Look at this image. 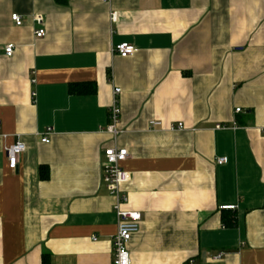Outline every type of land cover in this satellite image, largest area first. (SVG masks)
Segmentation results:
<instances>
[{
	"label": "crops",
	"instance_id": "1",
	"mask_svg": "<svg viewBox=\"0 0 264 264\" xmlns=\"http://www.w3.org/2000/svg\"><path fill=\"white\" fill-rule=\"evenodd\" d=\"M263 125L264 0H0V264H113V146L142 214L132 264H264Z\"/></svg>",
	"mask_w": 264,
	"mask_h": 264
},
{
	"label": "built area",
	"instance_id": "2",
	"mask_svg": "<svg viewBox=\"0 0 264 264\" xmlns=\"http://www.w3.org/2000/svg\"><path fill=\"white\" fill-rule=\"evenodd\" d=\"M109 1V0H105ZM114 18L116 15L114 13ZM12 20L17 26L23 25V20L19 14H13ZM35 23L39 28L35 31V37L42 39L46 36V22L42 15L34 16ZM5 55L11 57L15 50V45L10 43L5 46ZM122 57L133 55L135 52L134 46L128 43H122L115 48ZM121 89L115 87L113 90V101L109 107L110 111V123L106 127L105 131L113 136V139L122 133L119 128L121 123V107L119 101V95ZM32 96L35 97L36 93L33 92ZM236 112H241V108H237ZM152 126L161 125L159 121H151ZM236 126V124H234ZM218 128L223 126L218 125ZM184 123H178L177 126H173L172 129H184ZM53 129L50 127L46 133L43 134L42 142L49 143L50 135ZM260 131L264 133V125L260 127ZM27 146L25 142L19 138L14 144L5 147L4 152L7 157L8 165L12 170H16L20 161L21 155L26 151ZM129 157V152L126 148L108 147L104 151V164H103V181L108 191L116 197V203L114 210L117 216V231L112 236L113 244V264H132V258L128 245L135 234L140 231L142 214L139 211L132 210L127 207L129 204V196L123 191L122 185L128 181V173L121 168V163ZM227 161L226 158L221 157L217 159L218 164H223ZM1 167V160H0ZM223 209H235L234 205L224 206ZM94 240L97 238L94 237ZM219 254L216 259H220ZM186 264H196L193 259L189 260Z\"/></svg>",
	"mask_w": 264,
	"mask_h": 264
},
{
	"label": "trees",
	"instance_id": "3",
	"mask_svg": "<svg viewBox=\"0 0 264 264\" xmlns=\"http://www.w3.org/2000/svg\"><path fill=\"white\" fill-rule=\"evenodd\" d=\"M43 264H49L48 254L46 253L43 255Z\"/></svg>",
	"mask_w": 264,
	"mask_h": 264
}]
</instances>
